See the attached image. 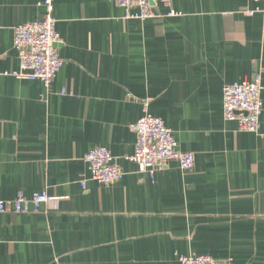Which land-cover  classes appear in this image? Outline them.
I'll use <instances>...</instances> for the list:
<instances>
[{"label":"crops","instance_id":"crops-1","mask_svg":"<svg viewBox=\"0 0 264 264\" xmlns=\"http://www.w3.org/2000/svg\"><path fill=\"white\" fill-rule=\"evenodd\" d=\"M43 1L0 0V200L67 198L0 212V264H264V88L258 132L223 115L225 85L260 74L264 87V1H157L161 15L139 19L116 0H54L64 63L49 88L15 75L14 29L43 18ZM145 107L192 169L129 159ZM98 146L120 180L91 178Z\"/></svg>","mask_w":264,"mask_h":264},{"label":"built area","instance_id":"built-area-1","mask_svg":"<svg viewBox=\"0 0 264 264\" xmlns=\"http://www.w3.org/2000/svg\"><path fill=\"white\" fill-rule=\"evenodd\" d=\"M165 6H171L172 0H155ZM262 2L264 0H248ZM123 6L127 15L132 18L146 19L158 17L160 14L149 0H116ZM45 14L43 18L17 25L14 29V46L20 57V71L15 75L27 79H40L49 88L52 81L61 70L64 60L59 53L58 44L61 41L57 30V21L53 14L54 0H44ZM138 9L133 12L132 9ZM257 9L247 11L249 15L259 12ZM171 13H174L171 10ZM263 84L261 75L257 74L252 80H244L227 84L223 90V115L225 120L236 121L239 129L247 132H258L260 116L262 114ZM137 134L135 153L129 157L141 171L160 170L167 162L176 160L184 170L194 167L193 152L178 148L174 132L166 126L164 121L152 114L147 107L143 115L130 126ZM89 166L90 176L102 184H110L120 180L124 171L117 164L111 150L98 146L85 155ZM83 188L86 180H81ZM67 197L51 196L46 190L35 193L32 197L17 196L14 200H0V212L29 213L38 212L41 204L57 205ZM181 264H229L221 262L209 255H182Z\"/></svg>","mask_w":264,"mask_h":264},{"label":"water","instance_id":"water-1","mask_svg":"<svg viewBox=\"0 0 264 264\" xmlns=\"http://www.w3.org/2000/svg\"><path fill=\"white\" fill-rule=\"evenodd\" d=\"M149 2H150L152 5H155V4H156V1H155V0H149Z\"/></svg>","mask_w":264,"mask_h":264}]
</instances>
